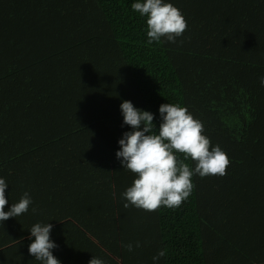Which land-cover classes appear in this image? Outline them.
<instances>
[{"label": "trees", "instance_id": "1", "mask_svg": "<svg viewBox=\"0 0 264 264\" xmlns=\"http://www.w3.org/2000/svg\"><path fill=\"white\" fill-rule=\"evenodd\" d=\"M135 2L0 0L4 210L32 198L0 222V264H41L28 252L36 223L53 225L61 264H154L159 250L156 264H264V0H165L187 29L152 44ZM124 100L157 131L160 105L186 107L227 154L226 174H194L177 208H125Z\"/></svg>", "mask_w": 264, "mask_h": 264}, {"label": "clouds", "instance_id": "2", "mask_svg": "<svg viewBox=\"0 0 264 264\" xmlns=\"http://www.w3.org/2000/svg\"><path fill=\"white\" fill-rule=\"evenodd\" d=\"M132 8L147 18L148 44L159 42L162 37L176 43L187 29V21L181 11L165 0H138ZM261 84L264 86V77H261ZM120 109L123 123L132 130L124 132L118 141L120 150L116 157L123 169L135 175L132 185L122 194L128 202L124 204L125 208L132 205L148 212L162 206L177 208L190 196L194 174L202 178L226 174L230 163L227 154L219 145L211 146L210 139L203 134V123L194 118L186 107L171 103L160 105L158 131L153 123V113L136 108L128 100L122 101ZM175 153L183 154L184 160H179ZM188 158L195 162L194 169L184 162ZM7 187L5 180L0 178V222L28 212L32 204L31 196L25 192L19 202L5 211ZM52 229L51 223H36L30 229L29 238L34 239L28 246V252L41 264H61L53 255L52 250L58 245L50 239ZM139 246L137 242L136 247ZM126 247L130 252L133 250L131 243ZM165 255L166 250H159L152 258L154 264ZM88 264L105 262L93 256Z\"/></svg>", "mask_w": 264, "mask_h": 264}]
</instances>
